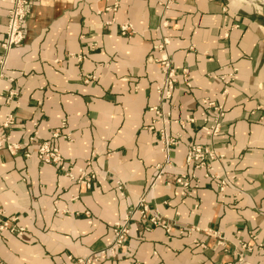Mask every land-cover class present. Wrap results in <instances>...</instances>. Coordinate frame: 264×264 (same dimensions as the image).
Wrapping results in <instances>:
<instances>
[{
	"label": "crops",
	"instance_id": "1",
	"mask_svg": "<svg viewBox=\"0 0 264 264\" xmlns=\"http://www.w3.org/2000/svg\"><path fill=\"white\" fill-rule=\"evenodd\" d=\"M163 1L31 3L23 42L9 52L0 78V141L24 142L36 131L66 162L97 170L99 182L86 188L34 154L9 153L2 142L0 209L18 216L25 231L0 233V264H60L67 255L101 249L142 193L150 210L172 223L170 232L145 230L135 214L123 246L97 264H238L239 255L264 264V3L174 0L165 10ZM8 8L9 0H0V43ZM124 22L134 36L120 35ZM164 37L173 65L186 68L191 82L179 80L163 104L172 117L167 131L182 134L167 179L192 171L184 162L188 145H209L225 154L222 165L235 176L222 193L202 171L188 196L164 182L150 188L163 160L157 134L147 127L163 78L153 59ZM233 69L225 86L219 75ZM202 98L224 107L215 137L199 119L180 124L187 115L198 118ZM7 115L13 120L5 127ZM240 241L251 251L241 250Z\"/></svg>",
	"mask_w": 264,
	"mask_h": 264
},
{
	"label": "built area",
	"instance_id": "2",
	"mask_svg": "<svg viewBox=\"0 0 264 264\" xmlns=\"http://www.w3.org/2000/svg\"><path fill=\"white\" fill-rule=\"evenodd\" d=\"M33 1L34 0H9L5 37L0 43V78L4 76L9 52L11 49L20 46L23 42L24 27L31 13V3ZM173 2L174 0H165L159 4L163 9L167 10L171 7ZM166 25L167 22H164L162 26ZM118 30L122 36L132 37L135 35V30L129 22L119 24ZM167 44L168 38L165 37L157 43L156 50L159 55L153 59L154 62H157L161 66L163 78L161 84L155 88L157 104L148 107V111L152 113L153 118L147 128L155 131L157 134L163 160L155 165L156 174L150 184V188L154 187L159 182H164L165 185H173L179 191L180 195L188 196L190 195L191 190L198 186L199 178L196 171H202V176L205 179L213 181L217 190L222 193L227 186L234 185L235 176L226 171L222 165L225 154L223 152H218L209 145H188L184 162L186 166L192 168V171L188 173L182 172L174 174L169 177L170 179H167L169 176L167 168L172 165L171 151L181 144L182 134L171 135L167 131V127L172 122V117L171 113L164 109L163 104L171 99L179 80L182 81L186 87H191L188 70L186 68H181L179 70L176 69L170 56L165 51ZM94 45L96 44L94 43L93 46ZM84 58L83 55L77 56V59L79 60ZM234 75L235 69L227 74L219 75V78L224 82L225 86H228L233 80ZM90 77L91 76H86V78ZM225 91L227 90L224 89L223 93ZM199 104L201 110L198 118H195L192 115H187L180 121L181 126L184 127L187 123H196L197 119H199L200 129L208 133L211 137L217 136L220 132L221 122L224 116L223 105L211 101L208 98H202ZM12 120V116L7 115L4 119L3 126H10ZM64 126L65 121L62 120L61 127ZM58 135V130H55L52 133V137H57ZM64 137L69 139V135H64ZM2 142L5 143V147L9 153H22L25 157H31V155L34 154L40 162L56 165L66 177L86 188L91 187L94 182H99V174L97 170L94 168L75 167L72 163L66 162L59 149L43 140L36 131L33 132V134L24 142L15 143L6 139L5 141H0V146ZM30 147H32L33 150H30ZM117 188L121 190L122 187L120 183L117 184ZM135 214L138 215L140 220L145 221V230H149L151 227H161L166 232H170L171 230L172 223L158 213L151 211L148 206L146 195L145 193H142L137 198L132 209L126 214L125 219L113 223V237L107 246L98 250H92L83 257L67 255L66 260L60 264H97L107 257H112L115 251L123 246V243L130 232L129 221L133 219ZM183 230L184 229H179V232L183 233ZM24 231L25 228L18 224V216H7L4 211L0 209V233L9 232L22 235ZM218 243L223 245L222 241ZM239 244L243 251L247 252L252 249L248 243L240 241ZM237 262L238 264H252L251 262L244 260L240 255L237 258ZM131 264L139 263L135 260L132 261Z\"/></svg>",
	"mask_w": 264,
	"mask_h": 264
},
{
	"label": "rangeland",
	"instance_id": "3",
	"mask_svg": "<svg viewBox=\"0 0 264 264\" xmlns=\"http://www.w3.org/2000/svg\"><path fill=\"white\" fill-rule=\"evenodd\" d=\"M247 1H249V0H247ZM261 1L264 3V1H263V0H261ZM263 9H264V8H263ZM263 9H262V10H263ZM262 10H261V11H262ZM263 11H264V10H263Z\"/></svg>",
	"mask_w": 264,
	"mask_h": 264
},
{
	"label": "bare ground",
	"instance_id": "4",
	"mask_svg": "<svg viewBox=\"0 0 264 264\" xmlns=\"http://www.w3.org/2000/svg\"><path fill=\"white\" fill-rule=\"evenodd\" d=\"M244 1H247V0H244Z\"/></svg>",
	"mask_w": 264,
	"mask_h": 264
},
{
	"label": "water",
	"instance_id": "5",
	"mask_svg": "<svg viewBox=\"0 0 264 264\" xmlns=\"http://www.w3.org/2000/svg\"><path fill=\"white\" fill-rule=\"evenodd\" d=\"M264 1V0H263Z\"/></svg>",
	"mask_w": 264,
	"mask_h": 264
}]
</instances>
